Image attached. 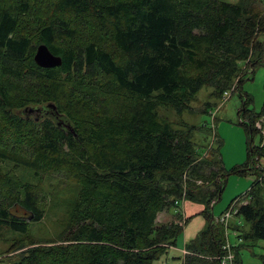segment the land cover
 <instances>
[{"label":"trees","instance_id":"16d2710c","mask_svg":"<svg viewBox=\"0 0 264 264\" xmlns=\"http://www.w3.org/2000/svg\"><path fill=\"white\" fill-rule=\"evenodd\" d=\"M262 5L0 0V161L36 178L61 174L79 187L63 238L33 244L19 264H152L190 219L178 212L175 221L158 224L157 216L182 200L202 205L206 220L184 245L182 264H221L227 243L211 213L228 175L219 149L200 157L191 141L197 127H175L158 110L180 115L209 87V113L264 66ZM40 45L61 65L37 66ZM237 92L247 161L233 172L255 176L245 203L231 204L249 224L230 249L232 264H243L240 249L264 241V135L256 127L264 104L256 112L253 98ZM29 108L43 111L36 118L24 113ZM1 182L0 240L5 232L26 235L25 219L43 217L39 186L14 176Z\"/></svg>","mask_w":264,"mask_h":264},{"label":"rangeland","instance_id":"374dc122","mask_svg":"<svg viewBox=\"0 0 264 264\" xmlns=\"http://www.w3.org/2000/svg\"><path fill=\"white\" fill-rule=\"evenodd\" d=\"M222 1L235 3L239 0ZM261 7V13L264 14V6ZM235 82L237 83V80ZM234 87L227 93L229 94L227 97L216 101L217 105L212 107L209 113L203 111L205 103L215 102L210 97L212 89L209 87L202 88L196 100L190 104L191 110H185L180 115L170 108H159L158 110L160 117L166 118L175 127L183 122L197 127L191 133V141L196 145L201 154L200 157H208L210 148L219 149L225 172L228 175L220 199L213 205L211 210L215 222L228 210L235 199L246 201L247 192L255 180V176L251 174L233 172L234 168L244 165L247 161L248 137L245 127L240 123L239 110L243 104L237 91L240 88L243 93L250 95L253 98L251 107L256 112L260 111L264 104V66H256L252 77L245 79L240 87ZM14 112L17 113V111ZM210 113H212V116ZM257 124L262 127V134L264 135V121L261 120ZM257 141L258 139L255 137L254 142L256 144ZM218 144H221V146H218ZM14 151L16 152V146H13ZM14 166L12 161H0V184L3 178L14 176L16 181L21 184L39 186L38 199L40 202H38V205L43 211V217L37 222L25 219L26 222H29V231L26 235L5 232L1 236L0 264H19L23 252L33 244L42 245L44 242H54L56 244L63 238L79 189L77 184L65 179L61 174L44 175L42 178H36L32 171L21 166L18 168ZM197 183L200 184V182ZM189 203L192 202L186 200L180 202L182 206ZM180 204L174 210L159 213L156 222L158 224H169L171 221H175L176 214L181 213ZM219 225L224 230L225 242L233 247L242 243L239 241L238 236L249 229V224L242 217L236 216L234 211L226 225ZM205 227L206 220L201 214L184 221L183 231L177 236L175 245L168 248L152 264H182L181 256L184 245L193 240L198 232ZM239 255L243 264H264V241H258L250 247H242Z\"/></svg>","mask_w":264,"mask_h":264},{"label":"water","instance_id":"95a60500","mask_svg":"<svg viewBox=\"0 0 264 264\" xmlns=\"http://www.w3.org/2000/svg\"><path fill=\"white\" fill-rule=\"evenodd\" d=\"M34 62L37 66L41 68H54L61 65V59L56 57L50 53L46 46L40 45L37 47V50L34 55ZM51 109V106H47ZM43 111L42 108H29L24 111L25 114H30L35 116L36 118L39 117L41 112ZM37 113V114H36ZM37 115V116H36Z\"/></svg>","mask_w":264,"mask_h":264},{"label":"built area","instance_id":"2783aa9c","mask_svg":"<svg viewBox=\"0 0 264 264\" xmlns=\"http://www.w3.org/2000/svg\"><path fill=\"white\" fill-rule=\"evenodd\" d=\"M257 128L258 129H261V126L259 124H257ZM264 166V165H263ZM235 204L231 205L228 210L221 216L218 218V222L220 224H227V221L229 219V217L233 214V211H232V208L234 207ZM234 214H235V211H234ZM231 246L226 244L224 246V250L226 251V255L224 256V258L222 259V262L221 264H232V259H233V256L231 254ZM186 252L183 250V254H185Z\"/></svg>","mask_w":264,"mask_h":264},{"label":"crops","instance_id":"0c3cea01","mask_svg":"<svg viewBox=\"0 0 264 264\" xmlns=\"http://www.w3.org/2000/svg\"><path fill=\"white\" fill-rule=\"evenodd\" d=\"M238 201H239V205L242 203H245V201H242V200H238ZM180 208H181L180 211H181L183 219H188L195 215H199L203 211V206L200 204L189 203L185 206L180 205Z\"/></svg>","mask_w":264,"mask_h":264},{"label":"bare ground","instance_id":"6f19581e","mask_svg":"<svg viewBox=\"0 0 264 264\" xmlns=\"http://www.w3.org/2000/svg\"><path fill=\"white\" fill-rule=\"evenodd\" d=\"M263 121H264V119H263ZM261 130H262V127H261Z\"/></svg>","mask_w":264,"mask_h":264}]
</instances>
